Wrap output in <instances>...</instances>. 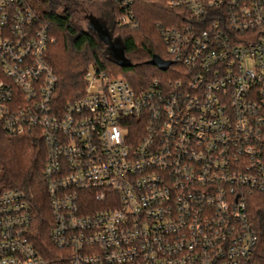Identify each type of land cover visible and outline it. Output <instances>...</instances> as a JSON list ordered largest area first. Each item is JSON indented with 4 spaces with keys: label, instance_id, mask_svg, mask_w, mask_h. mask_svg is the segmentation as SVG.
<instances>
[{
    "label": "built area",
    "instance_id": "2783aa9c",
    "mask_svg": "<svg viewBox=\"0 0 264 264\" xmlns=\"http://www.w3.org/2000/svg\"><path fill=\"white\" fill-rule=\"evenodd\" d=\"M107 1L139 25L138 0ZM160 1L176 11L157 24L176 77L136 89L89 64L83 94L61 103L47 24L30 1L0 0V137L44 145L58 259L33 243L26 193L0 188V264H264L250 220L264 194V0Z\"/></svg>",
    "mask_w": 264,
    "mask_h": 264
},
{
    "label": "trees",
    "instance_id": "16d2710c",
    "mask_svg": "<svg viewBox=\"0 0 264 264\" xmlns=\"http://www.w3.org/2000/svg\"><path fill=\"white\" fill-rule=\"evenodd\" d=\"M41 23L47 24L53 40L49 42L46 58L57 78L56 94L64 103L80 97L84 92V74L89 64L97 65L110 76L124 77L134 88L142 89L153 79L175 78L174 63L166 69L148 63L153 54L169 59L159 32L158 23H176L175 10L160 0H138L135 5L139 25L135 28L117 22L116 5H109L105 15L97 16L117 41L130 65L118 63L100 35L90 26L87 16L85 27L73 20L75 11H85L86 2L79 0H28ZM82 12V13H83ZM108 21V22H107ZM46 151L42 141L32 135L0 137V188L23 190L32 206L33 243L52 262H57L56 248L48 238L51 216L42 179ZM250 220L264 241V194L251 202Z\"/></svg>",
    "mask_w": 264,
    "mask_h": 264
},
{
    "label": "water",
    "instance_id": "95a60500",
    "mask_svg": "<svg viewBox=\"0 0 264 264\" xmlns=\"http://www.w3.org/2000/svg\"><path fill=\"white\" fill-rule=\"evenodd\" d=\"M86 16L90 26L100 35L102 40L107 43L111 54L116 58L118 63L130 65L131 61L124 55L120 44L112 39L107 27L95 16H93V14L87 13ZM147 61L148 63L154 64L161 69H166L171 64V60L163 59L158 54H153Z\"/></svg>",
    "mask_w": 264,
    "mask_h": 264
},
{
    "label": "rangeland",
    "instance_id": "374dc122",
    "mask_svg": "<svg viewBox=\"0 0 264 264\" xmlns=\"http://www.w3.org/2000/svg\"><path fill=\"white\" fill-rule=\"evenodd\" d=\"M109 5H112L107 0H91L86 2V10L83 11H75L73 20L75 23L80 27H85L86 25V19H84V14L92 12L97 16L105 15L109 10ZM83 12V13H82ZM117 16V14H116ZM108 22V21H107ZM179 65H173V69L178 68Z\"/></svg>",
    "mask_w": 264,
    "mask_h": 264
},
{
    "label": "flooded vegetation",
    "instance_id": "af4514ba",
    "mask_svg": "<svg viewBox=\"0 0 264 264\" xmlns=\"http://www.w3.org/2000/svg\"><path fill=\"white\" fill-rule=\"evenodd\" d=\"M85 15H87V13H85Z\"/></svg>",
    "mask_w": 264,
    "mask_h": 264
}]
</instances>
